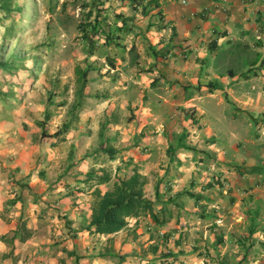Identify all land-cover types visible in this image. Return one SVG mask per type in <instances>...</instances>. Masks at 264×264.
<instances>
[{
    "label": "rangeland",
    "instance_id": "rangeland-1",
    "mask_svg": "<svg viewBox=\"0 0 264 264\" xmlns=\"http://www.w3.org/2000/svg\"><path fill=\"white\" fill-rule=\"evenodd\" d=\"M156 3L0 0V264L248 260L241 232L168 218L161 201L216 182L206 172L215 155L201 153L192 137L207 103L192 94L206 85L212 104H226L225 83L257 74L264 51L252 36L227 43L213 59L215 76L187 83L182 99L176 79H165L156 65L151 29L162 19ZM76 67L87 69L85 76ZM134 169L165 222L140 215L88 242L96 233L85 225L97 191ZM104 172L110 179L98 183L94 176Z\"/></svg>",
    "mask_w": 264,
    "mask_h": 264
},
{
    "label": "crops",
    "instance_id": "crops-1",
    "mask_svg": "<svg viewBox=\"0 0 264 264\" xmlns=\"http://www.w3.org/2000/svg\"><path fill=\"white\" fill-rule=\"evenodd\" d=\"M158 7L161 24L151 29L153 44L157 42L156 65L165 79H176L182 99L187 83L215 76L213 59L227 43L252 36L264 51V0H160ZM259 63L257 74L225 83L230 101L224 105L212 104L206 85L192 94L196 101L207 103L198 109L193 124L197 133L192 137L201 153L215 155L206 172L214 174L216 182L181 189L161 201L169 210L168 218L241 232L240 239L247 244L242 256L248 259L243 264H264V58Z\"/></svg>",
    "mask_w": 264,
    "mask_h": 264
},
{
    "label": "trees",
    "instance_id": "trees-1",
    "mask_svg": "<svg viewBox=\"0 0 264 264\" xmlns=\"http://www.w3.org/2000/svg\"><path fill=\"white\" fill-rule=\"evenodd\" d=\"M158 4L156 3V5ZM116 15L123 22L130 19L119 12ZM86 70L76 67V73L79 76H85ZM94 178L98 183L107 182L110 175L104 172L96 174ZM145 182V176L134 169L128 176H117L111 188L105 189L102 193L97 191V199L90 207V220L85 225L86 229L90 232L103 234L113 233L124 228L128 224L129 218L145 214H148L154 223L163 224L165 219H160L158 213L154 211L155 201L146 196ZM155 194L159 196L158 189H155Z\"/></svg>",
    "mask_w": 264,
    "mask_h": 264
},
{
    "label": "clouds",
    "instance_id": "clouds-1",
    "mask_svg": "<svg viewBox=\"0 0 264 264\" xmlns=\"http://www.w3.org/2000/svg\"><path fill=\"white\" fill-rule=\"evenodd\" d=\"M166 56H167V53L164 52V53H163V58H166Z\"/></svg>",
    "mask_w": 264,
    "mask_h": 264
}]
</instances>
